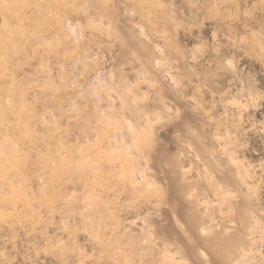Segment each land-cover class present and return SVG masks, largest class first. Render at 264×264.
<instances>
[{"label":"rangeland","instance_id":"rangeland-1","mask_svg":"<svg viewBox=\"0 0 264 264\" xmlns=\"http://www.w3.org/2000/svg\"><path fill=\"white\" fill-rule=\"evenodd\" d=\"M0 264H264V0H0Z\"/></svg>","mask_w":264,"mask_h":264},{"label":"bare ground","instance_id":"bare-ground-1","mask_svg":"<svg viewBox=\"0 0 264 264\" xmlns=\"http://www.w3.org/2000/svg\"><path fill=\"white\" fill-rule=\"evenodd\" d=\"M195 227V226H194ZM195 229V228H194Z\"/></svg>","mask_w":264,"mask_h":264}]
</instances>
